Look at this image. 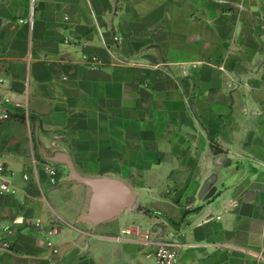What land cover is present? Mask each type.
<instances>
[{
    "label": "crops",
    "instance_id": "1",
    "mask_svg": "<svg viewBox=\"0 0 264 264\" xmlns=\"http://www.w3.org/2000/svg\"><path fill=\"white\" fill-rule=\"evenodd\" d=\"M0 74L29 107L0 120V264H158L141 227L178 264H264V0H0ZM57 151L142 208L80 221L91 188L32 163Z\"/></svg>",
    "mask_w": 264,
    "mask_h": 264
},
{
    "label": "water",
    "instance_id": "2",
    "mask_svg": "<svg viewBox=\"0 0 264 264\" xmlns=\"http://www.w3.org/2000/svg\"><path fill=\"white\" fill-rule=\"evenodd\" d=\"M47 159L68 165L71 174L67 179L69 181H78L91 188L92 194L89 200V208L80 217V221L99 225L136 206L137 195L124 180L117 177L83 175L76 169L73 158L62 151L48 155ZM225 159L226 155H217L214 158V162L221 164ZM216 179L217 175H213L206 180L200 190L201 197H207L213 193L214 188L210 186Z\"/></svg>",
    "mask_w": 264,
    "mask_h": 264
},
{
    "label": "built area",
    "instance_id": "3",
    "mask_svg": "<svg viewBox=\"0 0 264 264\" xmlns=\"http://www.w3.org/2000/svg\"><path fill=\"white\" fill-rule=\"evenodd\" d=\"M91 65L96 66L102 63L101 58L97 55L90 57ZM19 109L22 111L26 119H29V107L26 102L16 99L10 90L7 88V78L0 74V120L9 118L14 110ZM50 161H39L36 157L32 159L33 165L43 164L46 172L51 176L52 181H56L57 175L55 166L49 163ZM28 174H25V179H28ZM14 191L10 179V170L7 164L0 157V192ZM140 237V241L147 246H153L152 255L155 257L158 264H178L180 258V245L179 242L162 238L158 232L151 228H138L136 230ZM56 232V229H54ZM134 231L132 228H125L121 233L111 235L113 239H124L125 235H131ZM7 245V242L5 243Z\"/></svg>",
    "mask_w": 264,
    "mask_h": 264
},
{
    "label": "rangeland",
    "instance_id": "4",
    "mask_svg": "<svg viewBox=\"0 0 264 264\" xmlns=\"http://www.w3.org/2000/svg\"><path fill=\"white\" fill-rule=\"evenodd\" d=\"M37 157L39 158V159H41V157H39L38 155H37ZM51 165H53V166H55V169H56V172H57V175H55L56 177H59L60 175H62V174H66V173H69L70 172V168H69V166H62L61 164H58L57 162H54V161H50L49 162ZM62 167V168H61ZM66 170V171H65ZM57 180V179H56ZM135 207H138L139 209H141L142 208V205H136ZM151 210L150 209H147V211L146 212H150ZM153 212V211H152ZM154 212H157V211H155L154 210ZM129 228H132L133 229V227H131V226H129ZM138 228V227H137ZM141 228H146V227H141ZM45 242L47 243V245L49 246V247H51V248H53L52 250H53V252L55 253V252H57V247H56V245L55 244H53V243H51V240L49 239V237H47V235H45Z\"/></svg>",
    "mask_w": 264,
    "mask_h": 264
}]
</instances>
